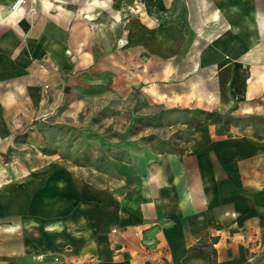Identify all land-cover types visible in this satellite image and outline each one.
<instances>
[{
  "label": "crops",
  "instance_id": "obj_1",
  "mask_svg": "<svg viewBox=\"0 0 264 264\" xmlns=\"http://www.w3.org/2000/svg\"><path fill=\"white\" fill-rule=\"evenodd\" d=\"M14 1L0 0L1 150L31 135L87 75L129 59L156 61L152 94L168 99V85L188 86L173 97L198 124L182 152L146 148L112 165L115 181L55 165L42 180L12 182L0 193V221L15 246L0 255L182 264L216 238L215 264H252L264 247V0H141L139 16L126 0H24L9 14Z\"/></svg>",
  "mask_w": 264,
  "mask_h": 264
},
{
  "label": "rangeland",
  "instance_id": "obj_2",
  "mask_svg": "<svg viewBox=\"0 0 264 264\" xmlns=\"http://www.w3.org/2000/svg\"><path fill=\"white\" fill-rule=\"evenodd\" d=\"M141 4V0H126L123 9L139 16L144 13L137 8ZM170 13L168 20H172ZM125 37L123 31L117 40L118 50L124 51ZM155 62L141 67L138 60H123L115 72L87 75L80 91L68 93L67 98L58 100L57 108L38 117L31 135L23 134L11 148L0 149V193L11 188L14 181L44 179L55 165L75 177L104 184L116 180L112 165L128 163L134 151L148 148L155 153H169L186 149L190 128L198 122L189 118L187 109L175 104L178 97L173 96H188V86L168 85V99L156 91L148 92L146 88H154L157 83ZM204 80V76L197 80L198 99L205 97L200 87ZM43 95L47 97V93ZM66 102L70 108L67 113ZM9 227L0 221V252L15 246L10 234H5L13 231ZM196 248L205 254L210 251L203 243ZM0 264L52 263L40 257L0 255ZM185 264L212 262L196 256ZM252 264H264V247Z\"/></svg>",
  "mask_w": 264,
  "mask_h": 264
},
{
  "label": "trees",
  "instance_id": "obj_3",
  "mask_svg": "<svg viewBox=\"0 0 264 264\" xmlns=\"http://www.w3.org/2000/svg\"><path fill=\"white\" fill-rule=\"evenodd\" d=\"M216 242V238H212L211 239V243L210 244H206L204 242H199L198 244L200 243H203V247L205 248H208L210 250L209 253L205 254L203 253L202 251L200 250H197L196 246L194 247H191L189 250H188V253H187V256L184 258L182 264H185L187 261H189L190 259H192L193 257H202V258H206L207 260H211L212 264H215V261H214V255H215V250L212 248L213 244H215ZM146 264H149V263H146Z\"/></svg>",
  "mask_w": 264,
  "mask_h": 264
},
{
  "label": "built area",
  "instance_id": "obj_4",
  "mask_svg": "<svg viewBox=\"0 0 264 264\" xmlns=\"http://www.w3.org/2000/svg\"><path fill=\"white\" fill-rule=\"evenodd\" d=\"M24 4V0H15L12 4L11 7L14 11H20L22 5Z\"/></svg>",
  "mask_w": 264,
  "mask_h": 264
},
{
  "label": "bare ground",
  "instance_id": "obj_5",
  "mask_svg": "<svg viewBox=\"0 0 264 264\" xmlns=\"http://www.w3.org/2000/svg\"><path fill=\"white\" fill-rule=\"evenodd\" d=\"M49 5H51V4H49ZM14 12H16V11H14L11 6H10V9L7 10V13H9V14L14 13ZM88 19H90V18H88ZM48 229H50V227H48Z\"/></svg>",
  "mask_w": 264,
  "mask_h": 264
}]
</instances>
